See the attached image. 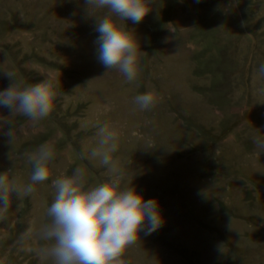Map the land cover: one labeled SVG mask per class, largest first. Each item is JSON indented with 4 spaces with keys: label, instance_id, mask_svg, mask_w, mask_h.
<instances>
[{
    "label": "rangeland",
    "instance_id": "1",
    "mask_svg": "<svg viewBox=\"0 0 264 264\" xmlns=\"http://www.w3.org/2000/svg\"><path fill=\"white\" fill-rule=\"evenodd\" d=\"M85 7V0H0V67L24 83L51 80L58 94L39 123L0 107L14 122L13 140L11 125L0 127V173L26 184L28 155L41 144L56 154L49 180L21 206L12 194L0 219V264H50L38 255L36 232L55 198L53 179L76 167L89 188L114 178L90 157L98 123L119 133L113 160L121 187L155 199L163 221L150 235L141 231L125 264H264V153L253 143L264 135V0H153L140 23L125 20L141 50L136 83L98 61L96 19ZM206 46L216 77L207 95L200 88H210L211 75L195 77L192 61ZM10 83L0 72V91ZM147 91L161 99L141 111L133 98Z\"/></svg>",
    "mask_w": 264,
    "mask_h": 264
},
{
    "label": "clouds",
    "instance_id": "2",
    "mask_svg": "<svg viewBox=\"0 0 264 264\" xmlns=\"http://www.w3.org/2000/svg\"><path fill=\"white\" fill-rule=\"evenodd\" d=\"M152 2L85 0V11L95 17L94 31L99 33L94 41L98 61L108 70H118L127 83H136L143 69L139 42L125 20L140 23L153 10ZM0 72L11 82L0 91V107L10 110L8 117L23 116L33 123L49 117L58 96L53 81L24 83L11 69L0 67ZM258 73L264 77V63L260 64ZM160 99L154 91H147L137 94L133 103L139 110L149 111ZM4 125H11L6 134L13 140L14 122L0 117V127ZM96 135L97 146L91 149L90 157L98 159L114 178L89 188L85 169L76 167L71 176L52 180L55 198L46 209L47 221L36 232L41 242L38 255L50 264H125L122 257L126 249L140 240L141 231L150 235L163 222L155 199L145 201L133 186L121 187L123 173L113 160V153L119 147V133L107 123H98ZM253 143L264 153V135L254 137ZM154 146L151 143L146 147ZM55 155L49 144H41L30 153L27 162L32 171L26 184L19 183L8 172L0 173V219L5 218L11 206L13 193L21 206L24 198L35 191L34 185L49 180L52 175L49 165ZM81 158H88V154H82ZM29 233L30 229L21 233L20 240L24 241Z\"/></svg>",
    "mask_w": 264,
    "mask_h": 264
},
{
    "label": "trees",
    "instance_id": "3",
    "mask_svg": "<svg viewBox=\"0 0 264 264\" xmlns=\"http://www.w3.org/2000/svg\"><path fill=\"white\" fill-rule=\"evenodd\" d=\"M259 9H260V7L258 6L256 8V11H258ZM230 48H231V46H230ZM209 50H210V47L203 48L204 52L201 51L200 53H196L192 58L193 63H195V65H196V67L193 71V75L195 77L201 78V77H205L207 75V78H208V76L211 75L210 76L211 77L210 88H208V86H205V85H203V87L200 88L201 93L206 94V95L209 94L213 90V88H215V81H216V77L213 78V76L211 74L212 72H210L212 67L214 66L213 65L214 61L212 62L211 60H205V58H204L205 53ZM188 123L190 125L194 126V124L191 120H189Z\"/></svg>",
    "mask_w": 264,
    "mask_h": 264
}]
</instances>
